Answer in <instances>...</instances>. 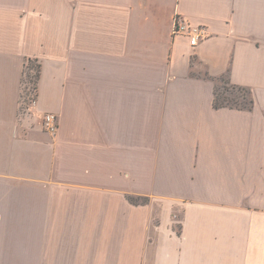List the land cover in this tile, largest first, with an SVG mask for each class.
I'll return each mask as SVG.
<instances>
[{
  "label": "crops",
  "instance_id": "1",
  "mask_svg": "<svg viewBox=\"0 0 264 264\" xmlns=\"http://www.w3.org/2000/svg\"><path fill=\"white\" fill-rule=\"evenodd\" d=\"M0 264H264V0H0Z\"/></svg>",
  "mask_w": 264,
  "mask_h": 264
},
{
  "label": "rangeland",
  "instance_id": "2",
  "mask_svg": "<svg viewBox=\"0 0 264 264\" xmlns=\"http://www.w3.org/2000/svg\"><path fill=\"white\" fill-rule=\"evenodd\" d=\"M37 63L32 62L28 64L26 69V75L24 77V95H23V107L32 104L33 100H36V81L35 76L37 74ZM248 92L240 91L238 88L230 85L226 79H220L217 84L216 97L220 104L239 105L241 107H247L250 101L249 90ZM31 100V101H30ZM68 200V199H67ZM134 203H143L144 200L134 196Z\"/></svg>",
  "mask_w": 264,
  "mask_h": 264
},
{
  "label": "built area",
  "instance_id": "3",
  "mask_svg": "<svg viewBox=\"0 0 264 264\" xmlns=\"http://www.w3.org/2000/svg\"><path fill=\"white\" fill-rule=\"evenodd\" d=\"M174 35H184L189 39L191 47H197L206 38L207 32L203 26L191 24L182 16L174 19ZM33 100L32 103H35ZM43 126L46 132L55 135L59 130V119L56 114L49 113L43 118Z\"/></svg>",
  "mask_w": 264,
  "mask_h": 264
},
{
  "label": "trees",
  "instance_id": "4",
  "mask_svg": "<svg viewBox=\"0 0 264 264\" xmlns=\"http://www.w3.org/2000/svg\"><path fill=\"white\" fill-rule=\"evenodd\" d=\"M30 63H32V61H28L27 62V65H26V69L28 68V64H30ZM36 71H37V74H36V76H35V81H36V84H37V82H38V79H39V73H40V66H39V64H37V69H36ZM228 83H229V81H227ZM230 84V83H229ZM231 85V84H230ZM233 86V85H232ZM233 87H235V88H238V90H240L241 92L242 91H244V92H248L247 90H245V88H242V87H236V86H233ZM249 95H250V101H249V105L247 106V107H241V106H239V105H231V104H220L219 102H218V99H217V97H216V99H215V107L216 108H232V109H238V110H251L252 109V107H253V105H254V100H253V98H252V96H251V93H250V91H249Z\"/></svg>",
  "mask_w": 264,
  "mask_h": 264
}]
</instances>
